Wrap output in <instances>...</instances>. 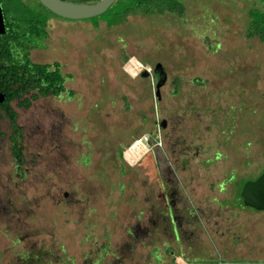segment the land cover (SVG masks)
Listing matches in <instances>:
<instances>
[{
	"label": "rangeland",
	"instance_id": "rangeland-1",
	"mask_svg": "<svg viewBox=\"0 0 264 264\" xmlns=\"http://www.w3.org/2000/svg\"><path fill=\"white\" fill-rule=\"evenodd\" d=\"M181 1L111 27L50 19L30 58L73 95L11 103L20 164L0 111V264H264V211L239 196L264 169L255 0Z\"/></svg>",
	"mask_w": 264,
	"mask_h": 264
},
{
	"label": "trees",
	"instance_id": "trees-1",
	"mask_svg": "<svg viewBox=\"0 0 264 264\" xmlns=\"http://www.w3.org/2000/svg\"><path fill=\"white\" fill-rule=\"evenodd\" d=\"M64 1L96 3L99 0ZM0 6L5 26V33L0 35V94L4 96L0 111L10 122L11 154L20 164V127L11 103L28 108L32 101L40 97H58L64 93L71 96L73 93L65 88V82L71 76L62 72V65L58 61L37 63L30 58L31 50L45 48L50 19L63 18L51 13L37 0L33 3L29 0H0ZM184 13L185 6L181 0H115L106 12L93 19L95 27L100 22L111 27L124 23L130 16L172 14L182 17ZM247 17L246 37L257 38L264 43V0H255L247 11ZM245 181H241V184Z\"/></svg>",
	"mask_w": 264,
	"mask_h": 264
},
{
	"label": "water",
	"instance_id": "water-1",
	"mask_svg": "<svg viewBox=\"0 0 264 264\" xmlns=\"http://www.w3.org/2000/svg\"><path fill=\"white\" fill-rule=\"evenodd\" d=\"M54 15L66 20H87L106 12L115 0H99L96 3H73L64 0H37ZM5 33L0 6V35ZM157 81L158 78L156 79ZM158 95V92H157ZM4 96L0 94V104ZM243 206L255 211H264V171L254 180L246 181L239 194Z\"/></svg>",
	"mask_w": 264,
	"mask_h": 264
},
{
	"label": "flooded vegetation",
	"instance_id": "flooded-vegetation-1",
	"mask_svg": "<svg viewBox=\"0 0 264 264\" xmlns=\"http://www.w3.org/2000/svg\"><path fill=\"white\" fill-rule=\"evenodd\" d=\"M34 50H38V49H33V50H31V51H34ZM31 53V52H30ZM158 87V86H157ZM67 90V89H66ZM66 94V93H65ZM61 96V95H60ZM166 126H167V123H166V120H161V122L159 123V127L161 128V129H165L166 128ZM21 161H23V158L21 157V159H20V162ZM18 164V163H17ZM263 171H264V169H263ZM262 171V172H263ZM261 172V173H262ZM258 177V176H257ZM256 177V178H257ZM254 180V179H253ZM163 187V186H162ZM167 197H166V195H165V200H166V211H167V215H168V219H169V222H170V224H171V228H172V233L174 234V236H175V240H176V235H175V229H176V232H177V236H178V229H177V224H176V221H175V218H174V216H173V214H172V204L170 203V202H167V199H166ZM178 239H179V236H178Z\"/></svg>",
	"mask_w": 264,
	"mask_h": 264
}]
</instances>
